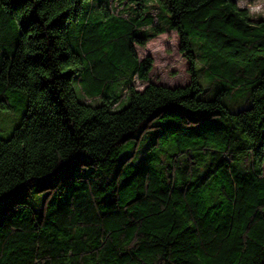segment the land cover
Masks as SVG:
<instances>
[{
    "label": "trees",
    "instance_id": "obj_1",
    "mask_svg": "<svg viewBox=\"0 0 264 264\" xmlns=\"http://www.w3.org/2000/svg\"><path fill=\"white\" fill-rule=\"evenodd\" d=\"M167 32L187 86L150 82L137 53ZM194 39L223 83L208 99ZM0 106L25 109L0 137V264H264V11L0 0Z\"/></svg>",
    "mask_w": 264,
    "mask_h": 264
},
{
    "label": "rangeland",
    "instance_id": "obj_2",
    "mask_svg": "<svg viewBox=\"0 0 264 264\" xmlns=\"http://www.w3.org/2000/svg\"><path fill=\"white\" fill-rule=\"evenodd\" d=\"M112 2V1H111ZM115 2V1H114ZM237 4L242 9H247L253 18H257L260 15H263L264 11V0H237ZM129 5V4H128ZM253 8L256 11H253ZM111 9L115 13H118L120 7H118V11L115 10L113 6V2L111 3ZM165 12V11H164ZM96 13H93L91 24L95 25L97 23ZM167 14V12L165 13ZM84 22L83 18L76 24H82ZM167 23L162 22V25H166ZM77 28V26L75 25ZM165 30H168V27ZM195 43L194 50L197 55H200L198 62V81L201 86L202 98H210L215 93L214 91L219 90L223 87V83L218 84L217 82L213 85L215 77L209 73V70L206 68L208 65V61L206 58H203L201 55L203 53V49L201 46L197 45L196 39L193 40ZM137 53L140 59H144L147 56H151L154 60V68L150 73V82L164 85L167 87H184L190 83V75L188 72V62L184 58V56L180 52V41L179 37L174 32H167L164 35L154 38L150 41L146 48L137 47ZM135 88L139 91L143 90L148 83H143L138 80L136 77L133 82ZM75 90L79 97L83 96L86 99V102L91 104L99 103L98 100L87 98L83 92H80L79 88L75 86ZM236 91H233V94ZM207 95V96H206ZM238 96V95H237ZM235 99L232 95H228L225 97V103L230 107L232 111H239L240 109H244L251 104V100L248 99H239L234 101ZM11 103L12 99H11ZM127 104L125 101L118 109L123 108ZM22 106H20L21 108ZM25 114L24 107L20 109V112H14L8 109H4L0 106V137L2 139H9L12 136V133L15 128H17L21 122L23 115Z\"/></svg>",
    "mask_w": 264,
    "mask_h": 264
},
{
    "label": "clouds",
    "instance_id": "obj_3",
    "mask_svg": "<svg viewBox=\"0 0 264 264\" xmlns=\"http://www.w3.org/2000/svg\"><path fill=\"white\" fill-rule=\"evenodd\" d=\"M253 11H256V9L255 8H253ZM251 14V13H250Z\"/></svg>",
    "mask_w": 264,
    "mask_h": 264
}]
</instances>
